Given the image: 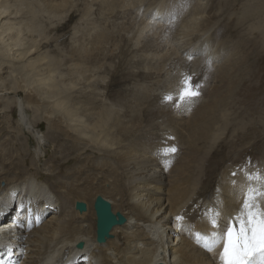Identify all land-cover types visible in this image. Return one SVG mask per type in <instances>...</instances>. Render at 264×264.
I'll list each match as a JSON object with an SVG mask.
<instances>
[{"label":"bare ground","instance_id":"obj_1","mask_svg":"<svg viewBox=\"0 0 264 264\" xmlns=\"http://www.w3.org/2000/svg\"><path fill=\"white\" fill-rule=\"evenodd\" d=\"M1 2L0 20L6 15L8 17L0 25V43L5 54L11 56V62L15 64L9 63L13 66H7L11 70L6 69L4 74L13 75L15 69L22 68L30 73L31 78L30 81L27 78L21 82L17 79L15 85H4L3 89L8 92L0 93V107L7 111L10 109L9 97L3 95L12 93L13 88L15 91H24L30 94L25 103L29 109H35L38 120L43 118L48 123L52 122V126L61 129L65 138L82 147L90 146L100 153L106 151L115 159L118 157V160L105 162L103 166L95 165L100 172L86 169L88 163H78L74 169L79 171L72 173L69 182L61 181L60 176L54 175V171L45 168L46 174H49L45 177L52 178V183L48 184L37 179L33 173H28L29 168L22 169L26 166L24 160L27 153L20 157L18 152H28L24 145L20 146L25 139L20 142L11 141L12 144L8 146L12 147L9 149L4 148V141L0 140V157L3 159L0 161V264H221L219 255L223 249L222 237L227 227L233 224L238 227L239 222L235 218L243 211L247 192L250 189L264 191V175L255 173L253 177L243 176L242 173L227 174L218 186L209 181L204 183L199 195L195 194L196 179L193 173L198 166L199 150L207 139H214L215 128L210 127L208 134L196 135L190 141L191 147L173 141L166 146L164 138L162 140L159 137L152 145L133 148L131 141L133 138L139 139L143 130L141 126L131 121L123 122L116 116L115 110L113 112V108L106 104L107 107H104L100 99L88 102L75 95L78 91H72L78 89V84L73 79V73L55 76L53 67L58 66L62 60L49 59L40 45L37 46V54L31 57L30 47L18 39L16 19L11 18L13 13L8 14L9 10L6 11ZM132 3L116 0L108 11L121 20L132 18ZM60 4L57 0L48 1L52 9ZM156 10L164 19L171 14L159 4H156ZM153 16L146 17L150 20L144 22L149 29H160L168 22ZM199 18L193 16L185 24L181 22L178 25L179 50H203L200 46L206 42L208 31L204 28L194 29ZM195 34L198 37L192 39ZM207 49L210 52L204 50L200 55L208 53L206 59L214 70L220 71L227 66V55L217 53L218 49L214 47L208 46ZM175 58L176 55L171 54L159 65V59L151 57L152 73H165ZM84 74L82 83H92L93 74ZM174 84L177 86L179 83L174 81ZM220 98L207 97L203 98L204 103L200 102L204 107L201 109L199 106V127L207 126V114L213 119V108L218 105L220 107ZM174 100L169 105L175 109L171 118L182 121L189 115L192 101L190 104L182 103L178 97ZM18 105L20 108L23 106L21 101ZM20 111L23 113L22 108ZM220 114L224 116L225 110ZM9 115L2 117L3 125L9 132H17L15 128L18 126L10 124ZM24 118L22 115L23 121ZM25 124L26 128L31 129L29 123ZM117 132L124 133L125 139H120ZM16 144L23 149H17ZM173 147L177 149L175 153L170 152ZM36 153L40 157L41 153L37 150ZM33 160L37 165L39 161ZM30 162L34 163L32 159ZM104 170L107 172L103 173ZM213 187L216 189L214 194ZM99 197L110 202L117 219L102 241L99 239L95 209ZM256 203L264 208V196L259 197ZM177 217L183 219L177 220ZM214 219L217 221L216 226L212 224ZM217 236L221 240L215 250L211 253L206 251L203 244L206 241L212 242Z\"/></svg>","mask_w":264,"mask_h":264},{"label":"rangeland","instance_id":"obj_2","mask_svg":"<svg viewBox=\"0 0 264 264\" xmlns=\"http://www.w3.org/2000/svg\"><path fill=\"white\" fill-rule=\"evenodd\" d=\"M48 1L2 0L1 5L9 10L8 14L13 13L11 18L16 19L18 39L30 47L31 57L37 54V46L40 45L49 59L62 60L53 67L55 76L73 73V79L78 84V89L72 91H78L75 95L88 102L100 99L102 102H99L104 107L113 108L112 111L115 110L113 112L123 122L131 121L141 126L143 130L139 139L131 141L133 148L152 145L159 137L164 138L166 146L173 141L191 147L190 141L196 135L208 134L209 128L213 127L214 139L210 137L208 141L206 138V143L199 150L198 166L193 173L195 194L199 195L204 183L209 181L218 186L227 174L264 175V0H127L133 2L132 18L124 20L108 11L116 0H57L61 4L55 9L48 6ZM156 4L171 14L164 19L156 10ZM152 16H159L168 24L165 22L167 25L160 29H149L144 22ZM193 16H200L194 29L208 31L206 42L200 46L203 50H179L177 27ZM3 20H0V25ZM194 37L198 36L192 35V39ZM208 46L229 57L224 70H214L209 65L206 59L208 53L200 55L204 50L210 52ZM171 54L176 58L168 65L167 71L153 74L151 57L158 58L160 65ZM0 56V81L3 83L0 82V93L6 94L8 91L3 89L4 85H15L17 79L21 82L28 78L30 81V73L22 68L15 69L13 75L4 74L6 69L11 70L14 62H11V56L5 54L1 43ZM83 74H93L92 83H82ZM187 75H191L193 82L198 84L201 94L192 100L189 115L182 121H176L171 118L175 109L169 105L176 97L179 98L182 79ZM174 81H178L179 86L172 85ZM14 89L12 93L3 95L9 97L10 109L7 111L0 107V121L5 114H10V124L18 126L15 129L18 133L21 131L20 136L13 130H6L2 120L0 140L3 139L4 145H7L3 147L9 149L11 141L25 139L26 143L22 141L20 146L24 145L28 152L22 151L19 144L15 145L21 150L18 152L20 157L27 153L24 160L26 166H21L22 169L29 168L28 173L50 184L52 178L45 177V168L54 171L61 181L69 182L70 177L79 171L74 169L78 163H88L86 169L100 172L95 165L103 166L105 162L118 160L106 151L100 153L90 146L82 147L65 138L61 129L52 126V122L48 123L43 118L38 120L35 109H29L25 103L30 94ZM168 94L173 95L172 102L164 100ZM207 97H221L222 101L220 107L213 108L212 120L206 113L207 126L201 128L197 124L200 118L198 110L199 106L203 109L204 105L200 104ZM20 101L23 113L18 105ZM223 109L225 115L221 116ZM25 123H29L31 129L26 128ZM117 136L125 139L124 133L117 132ZM36 150L41 153L40 157ZM1 158L0 161L3 160ZM31 159L34 163L30 162ZM33 159L39 161L38 166ZM48 164L53 165L50 167ZM115 166L118 167V164ZM106 172L104 170L103 173ZM215 190L213 187V194Z\"/></svg>","mask_w":264,"mask_h":264},{"label":"snow or ice","instance_id":"obj_3","mask_svg":"<svg viewBox=\"0 0 264 264\" xmlns=\"http://www.w3.org/2000/svg\"><path fill=\"white\" fill-rule=\"evenodd\" d=\"M179 99L182 103L191 101L201 93L198 84L193 82L191 75L184 76L182 79ZM173 95L168 94L164 97L166 102H172ZM175 147L170 149L175 153ZM264 196V191L257 192L250 189L245 197L243 211L235 219L238 227L233 224L227 227L224 233L223 249L219 255L221 264H264V208H260L256 203L259 197ZM182 220L183 217H177ZM213 226L217 221L212 220ZM221 237L217 236L212 242H205L203 247L208 252H213L220 243Z\"/></svg>","mask_w":264,"mask_h":264},{"label":"water","instance_id":"obj_4","mask_svg":"<svg viewBox=\"0 0 264 264\" xmlns=\"http://www.w3.org/2000/svg\"><path fill=\"white\" fill-rule=\"evenodd\" d=\"M95 209L98 215V232L99 239L102 241L105 235L116 224L117 219L112 211V207L109 201L99 197L95 203Z\"/></svg>","mask_w":264,"mask_h":264}]
</instances>
